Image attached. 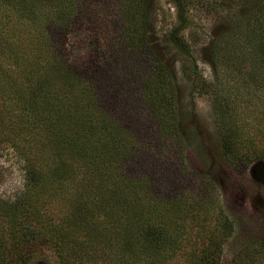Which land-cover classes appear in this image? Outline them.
I'll return each instance as SVG.
<instances>
[{
	"label": "rangeland",
	"instance_id": "1",
	"mask_svg": "<svg viewBox=\"0 0 264 264\" xmlns=\"http://www.w3.org/2000/svg\"><path fill=\"white\" fill-rule=\"evenodd\" d=\"M49 52L54 61L46 66ZM80 111L88 116L77 122ZM102 117L118 131L107 159L94 134ZM69 132L85 155L61 147ZM224 135L241 165L226 154ZM258 147L264 149V0H0L5 201L24 190L28 161L45 170L65 164L59 202L67 210L82 206L71 217L77 226L100 215L85 208L94 209L98 196L109 209L106 221L119 220L121 201H135L151 211L141 218L166 228L167 244L153 259L169 252L167 264H200L223 212L233 226L221 259L244 253L239 264H264ZM37 264H56L55 255L46 252Z\"/></svg>",
	"mask_w": 264,
	"mask_h": 264
},
{
	"label": "trees",
	"instance_id": "2",
	"mask_svg": "<svg viewBox=\"0 0 264 264\" xmlns=\"http://www.w3.org/2000/svg\"><path fill=\"white\" fill-rule=\"evenodd\" d=\"M178 30L174 31V36ZM145 42L147 45V40ZM53 61L54 55L52 54V58H50L49 52L45 59L46 66ZM155 67V70L165 74L163 66ZM45 78L46 82L49 81L47 86L52 87L50 76L46 75ZM45 96L46 104L53 107L50 95L49 99L46 94ZM86 113L88 112L80 111L74 120L78 122L86 118L88 116ZM104 124H108V122L105 117H102L99 119L101 132L97 130L94 134L98 141L103 143V146L99 144L98 148L103 159H107L108 152L111 151L109 143L113 141L115 144L118 131L112 127H106ZM86 129L90 130L89 127ZM70 133L68 136H64V140L60 143L61 147L68 146L76 153L85 155L87 153L85 144L77 143V140L74 141ZM103 139H107V141H103ZM223 139L226 154L234 163L241 165L243 159L237 155L234 140L229 135H224ZM257 152L264 160V149L258 147ZM45 166L39 165L37 161H28L24 190L14 201H5L0 197V264H37L39 256L49 251L55 255L56 264H167L169 263L167 261L174 257L166 252L162 253L164 259L159 263L153 259L161 248L160 245L162 246L164 242V246L167 244L166 228L164 225L150 222L145 217L141 218L142 215L151 214V211L149 213L142 208L137 209L139 204L135 201H121L120 205L125 210H118L121 211V214L115 218H119V220L106 221L101 215L108 216L109 209L105 206L103 199L97 200L102 198L98 196L93 199L95 201L94 209L90 206L85 208L88 210L100 209L98 211L100 215L97 218H87L86 222L88 223L80 226L74 224L71 217L74 213H79L76 211H80L82 206L71 203L67 210L66 206H60L61 202H59L63 195V191L59 190L60 182L65 185V179L69 176L66 174L65 164L50 163L48 165L56 173L54 178L50 176L49 168L45 170ZM84 178L87 177L84 176ZM100 194L102 193L100 192ZM127 197L128 193H126L125 199ZM88 215L91 216L90 213ZM216 216V220L221 222L217 227H221V229L211 231L213 237L202 247L203 252L198 257L200 264H239L241 259L246 258L244 253L230 262L221 259L223 239L228 238L233 221L226 220L223 212L217 213ZM142 222H145V226ZM84 228L86 234L81 232ZM102 243L109 245L104 249ZM261 246H256L255 251L258 252Z\"/></svg>",
	"mask_w": 264,
	"mask_h": 264
}]
</instances>
